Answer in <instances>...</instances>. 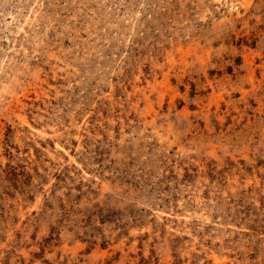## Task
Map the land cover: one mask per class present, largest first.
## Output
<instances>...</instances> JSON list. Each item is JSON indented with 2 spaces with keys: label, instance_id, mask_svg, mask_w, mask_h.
Returning a JSON list of instances; mask_svg holds the SVG:
<instances>
[{
  "label": "rangeland",
  "instance_id": "1",
  "mask_svg": "<svg viewBox=\"0 0 264 264\" xmlns=\"http://www.w3.org/2000/svg\"><path fill=\"white\" fill-rule=\"evenodd\" d=\"M0 264H264V0H0Z\"/></svg>",
  "mask_w": 264,
  "mask_h": 264
}]
</instances>
